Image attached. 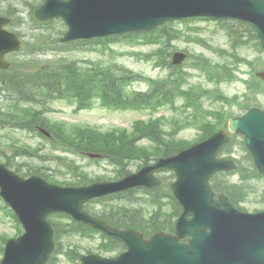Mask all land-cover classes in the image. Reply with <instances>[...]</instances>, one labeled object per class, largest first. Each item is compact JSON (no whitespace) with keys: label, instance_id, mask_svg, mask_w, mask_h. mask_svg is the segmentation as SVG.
<instances>
[{"label":"water","instance_id":"obj_1","mask_svg":"<svg viewBox=\"0 0 264 264\" xmlns=\"http://www.w3.org/2000/svg\"><path fill=\"white\" fill-rule=\"evenodd\" d=\"M225 11H233L232 15L250 22L264 47V0H47L36 14L40 19L62 16L70 25L63 40H70L154 28L187 15L225 16ZM5 22L0 18V67L7 66L3 53L19 46L15 35L1 29ZM185 57L177 52L175 62ZM260 75L264 78V72ZM230 128L245 135L255 164L264 173V111L253 107L244 116L232 119ZM229 139L222 130L122 180L80 187H61L36 175L23 178L0 163L1 194L26 228L24 235L8 241L2 264H46L54 243L53 231L45 219L54 211L69 212L128 246V251L117 259L83 256L85 264H264V213L244 214L226 198L212 199L208 179L219 170L235 167L232 160L216 157ZM160 169L174 170L178 176L172 187L184 212L177 231L193 236L190 246L178 245L175 237L164 234L144 241L135 231L116 230L82 209L83 203L95 196L159 185L153 172ZM205 229L210 231L205 234Z\"/></svg>","mask_w":264,"mask_h":264},{"label":"rangeland","instance_id":"obj_2","mask_svg":"<svg viewBox=\"0 0 264 264\" xmlns=\"http://www.w3.org/2000/svg\"><path fill=\"white\" fill-rule=\"evenodd\" d=\"M43 1L44 0H0V9L19 11L18 13L22 17V22L19 27H13L21 30L25 38L29 39L38 32V29H35L34 21L31 20L33 6H38ZM230 24L237 25L234 22H230ZM46 26L48 30H44V33L47 35L50 33L57 34L59 28L66 30V25L65 27H61L60 24L57 25V23ZM169 27L181 31L180 36L172 40L170 52L174 49L189 53L188 59L178 70L184 73L185 86L187 88H193L194 97H200L201 108L199 114L202 118L208 116V110L220 109L223 106V103L217 97L220 93L230 97L238 95L237 100L244 98L249 90L246 80L253 79L256 71L264 69V51L255 47L254 40H250L248 44L234 49L231 47V41L225 29L226 27L223 28L213 19L179 20L174 21ZM10 28L12 29V26H10ZM46 47L49 48L48 51H37L31 55L17 53L10 55L9 58L17 57L19 60H27L33 64H37L41 61H55L59 58L76 60L81 64L94 63L109 65L118 63L127 66L135 72H141L154 78H163L168 74L167 69H161L155 65L153 56L145 57L146 54L153 53L157 50L159 44L134 46L127 41H116L110 44L77 45L69 48L65 52H57L56 44H48ZM234 52L240 54L242 57L252 59L254 64L247 65L243 61L238 60L232 54ZM170 55L169 59H171ZM201 56L205 57L207 60L227 64L236 78L219 84L209 81L205 72L197 66H194V63L200 60ZM134 85L136 88L142 90L148 88V83L145 81H136ZM254 92H256V90L251 93ZM258 96L264 105V92L259 93ZM0 101L2 100L0 99ZM176 103L178 107L176 110L169 106L162 107L154 113V116H166L167 120L164 122L165 128L169 130H172V127L175 125L172 119L186 121L185 128L176 135L194 140L199 134V129L190 121L191 118L189 113L192 112V109L184 110L182 108L183 98H179ZM74 106V104L65 100H57L51 103V111L45 113V115L55 122L65 121L68 125L88 124L97 126L104 131L119 127L131 129L135 120H147L152 116L149 110L108 109L101 106L99 102H96L91 109L80 111H75ZM225 107L229 109V111L233 110L235 115L242 114L243 112H241L237 104H230ZM0 141L3 153L11 156L10 161H13L15 166H17V163L22 164L21 169L24 174H29L31 168H40L45 172L51 173V175L60 180H70L73 177L70 170L74 169L76 165L81 167L80 171H86L92 180L112 178L115 174V166L112 165L105 156L101 158H91L87 155H73L65 151L53 149L50 142L45 141L41 136L27 129L20 130L16 127L4 126L0 123ZM142 143L147 144V140H143ZM39 145H41V147H39ZM237 146L238 147L234 148L232 155L237 158L245 156V151L242 150L239 145ZM17 151L23 152L24 156L15 155ZM223 155L229 156V152H224ZM142 165H144L143 160H133L128 163L125 172H135ZM165 174L168 176V181H174L175 178L172 173L165 172ZM227 178L236 181L239 179V176L238 174H234L229 175ZM249 184L252 185V188L244 205L249 211H254L255 209L263 210L264 178L253 179ZM136 196L141 197L142 193L138 192ZM143 199H141L142 201L136 199V201H141L144 204L145 200ZM113 202L124 203V200L106 199L94 202L90 207L97 212H101L109 209ZM56 220H58L61 228L62 249H71L70 245H72V242H80L81 245L79 249L82 250L81 253H87L88 249L97 251V244L94 241H89L90 239L81 241L77 236H68L65 232L66 227L63 225L64 220H67L66 217L60 216ZM0 234L8 237H15L17 234L16 221L9 215L8 209L5 207V202L1 197ZM1 257L2 254L0 253V258ZM58 259L59 262L57 264H73L67 260L66 255L62 252L58 254Z\"/></svg>","mask_w":264,"mask_h":264},{"label":"trees","instance_id":"obj_3","mask_svg":"<svg viewBox=\"0 0 264 264\" xmlns=\"http://www.w3.org/2000/svg\"><path fill=\"white\" fill-rule=\"evenodd\" d=\"M132 36L137 37L138 34ZM252 36L256 37L253 30ZM143 38L148 41H155V32L145 34ZM58 63L59 65L46 63L36 65L33 68L35 70H22L17 67H13L10 70H0V84L5 85L7 90L15 92L18 97L17 101L10 105L9 108H0V117L3 121L13 123V125L20 127L32 126L34 123L33 120L35 119H40L43 122L37 110L32 106L24 107L22 104L26 102L34 104L42 103V98L46 95H51V93L56 94V96H72L77 98L79 100V108L91 107L94 101L98 99L109 106L129 108L139 107L140 104H142L141 106L153 107L156 104L173 101V92L177 90V87H166L167 90H163L164 93L161 97L156 95L159 92L158 89H155V94L142 95L141 99L138 93L131 97L125 93L127 92L126 85L134 78V74L131 71L118 68V73H114L110 69L107 70L101 67L90 68L78 66L75 62L63 61ZM222 74L219 70H216L214 77L218 81H221L224 78ZM259 86L261 85L258 83L257 87ZM261 90H264V87H261ZM224 100L229 102L228 99ZM253 104L255 102L247 101L240 103L239 106L241 109L247 110ZM217 117L218 119L216 121L207 120L204 122L200 138L209 136L219 128L225 115L219 113ZM28 118L30 119L28 120ZM48 124L53 127L52 131L55 134L56 142L64 148L76 152L96 151L108 156L112 162L120 165H123L126 159L138 157L149 158L152 155H170L188 144L186 140L177 139L175 136L173 138L161 139L159 133L161 131V124L155 119L149 120L148 122H137L132 131L126 129L101 131L91 126L79 125L71 127L60 125L56 128L55 125ZM143 138L149 139L154 144H139V141ZM242 145H244V141ZM249 158L252 160L250 155ZM241 174L243 180L259 176L254 166L248 168L247 171ZM79 180L85 181L86 179L85 177H81ZM215 180H219V177H216ZM161 190H148L150 201L158 206V211L163 210L165 213H176L179 207L171 194L173 207L170 210L164 209V205L158 197L160 196ZM226 192L235 204L240 203L241 197L245 195L239 185H229ZM108 218L110 219V215ZM157 219L158 217L152 221L155 222ZM136 220L137 218L135 217L133 223L130 225H134ZM168 220H171V216L165 215V221ZM154 222H151V224ZM162 226L155 222L153 227ZM78 228L84 230V232L88 230V227L82 224H79ZM106 247L107 250L114 249V241L106 244Z\"/></svg>","mask_w":264,"mask_h":264}]
</instances>
